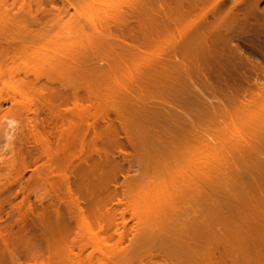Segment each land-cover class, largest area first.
<instances>
[{
	"label": "rangeland",
	"instance_id": "1",
	"mask_svg": "<svg viewBox=\"0 0 264 264\" xmlns=\"http://www.w3.org/2000/svg\"><path fill=\"white\" fill-rule=\"evenodd\" d=\"M213 1L200 0L197 3L199 8L192 11V9L188 10L184 7L185 10L181 7L184 0L183 3L181 0H0V46L2 49L0 51V117H12L20 121V127L16 130L14 140V153H17L19 149L22 150L21 154L24 152L25 155L28 153L26 151H31L33 158H37V161L28 159L26 164L28 169L25 172L20 164H16L15 157L14 166L9 167L8 164L0 166V232L3 235L0 239V264H186L179 262L177 260L179 257L171 255L170 258L168 256L169 250L174 251L175 246L176 249L178 247L180 249L179 242L181 244L183 240L179 237V242H176L178 238H175V234L186 231V235H192L196 230L194 228L201 225L199 223L196 225L195 222L208 220L213 226L210 228L212 233L218 234L219 232L222 235L225 226L223 227L222 221L213 222L215 217H218L217 220L219 217L223 219L221 216L228 218L234 226L239 223L238 219L231 216L236 210H232L231 214V210H225L226 203H224L225 206L221 203L227 199L229 201L236 199V204L239 203L241 193H243L239 190L250 182L248 173H253L257 167L261 169L258 164V166L254 164L257 160L254 162L251 146L255 143L254 128L257 127L260 117L264 115V89L254 87V81L257 78L260 82H264V78L258 73L259 69H264V0H256L258 1L257 9H251L254 14L248 13L251 12L247 6L248 3H242L243 0H225L226 6L220 10L218 15L226 21L230 10L236 9L234 14L230 12V15H233L230 18L232 17L236 22L235 24L230 23V26L234 24L231 34V28L225 32L231 40L230 43L232 42L230 46L234 54L222 59L224 68L220 69L222 70L220 84L215 77L216 74L206 73L205 63L200 61L197 63V57L200 58L205 47L199 50L201 48L199 46L203 44L200 45V41L191 35L190 28L193 24H197L198 27L202 24V19L209 10V6L211 7L214 3ZM245 9H248V12H244ZM211 19L209 18V22H214ZM243 20L246 21L245 24ZM90 21L94 22L92 25L95 24V27ZM221 22L223 21L219 23ZM167 28L169 33L165 32ZM93 29L101 35L96 46L94 44L96 49L101 43V47L99 46L101 49L97 48L98 51L94 52L96 55L90 54L91 51L87 50L88 46L86 47L87 44H85L88 38L97 42L98 34H95ZM178 29L184 32L180 30L182 34H179ZM82 35H85L84 38ZM196 43H200L197 46L198 50L197 47H193L194 44L197 45ZM82 45L86 47V52H90L89 54L85 52L87 56L84 59L81 55L77 60L78 63L82 57V62L78 63L76 69L85 70V72L82 71L83 76H93V73H101V70L105 74L108 69L109 74L107 73L106 76L102 74L101 77L99 75L93 77H97V80L100 77L105 82L115 77L118 83L133 87L130 85L132 80L130 81L129 78H136L135 73L144 69V66L150 65L151 68L158 63L160 68L159 65L157 68L164 72L160 73V70L153 68L157 71L153 73L156 71L146 67L148 75L145 72L144 74L149 76L148 79H151V76L154 77L151 74L158 73V75L162 74L160 77L169 78V81L174 80V75L178 76V80L176 79L174 83L171 81L173 83L171 87V85L168 86L170 82L166 84L168 80L166 81L163 77V80L160 77L157 78L161 80L157 82L152 78L155 82L152 83V80H146L147 76L145 77L142 71L137 72V77L141 73L142 85L146 82L152 83V85L148 84L151 91L147 86L144 87L150 92L149 97L151 96L152 101L147 97L148 92H143V95L147 94L143 98L147 97L149 100H143L149 102L148 104L145 102L146 105L142 103L147 109L157 106V110H160L157 104L163 102V97L166 101L169 95L173 98L174 94L175 99L170 100H174L177 105L175 108L174 102H169L172 104L171 107L176 109L171 113L179 114L182 119H176L172 116L173 114L170 115L171 119L173 118V129H175L174 122L177 120L184 128L176 122L177 127H180L182 131L174 130L178 134L177 138L174 136L176 139L173 142L172 154L169 152L171 146L168 144L170 148L167 147L166 150L163 145L168 143L170 131L168 134V129L164 126L168 120H164L167 116L162 114L164 112L162 110L165 109V104L166 108L167 106L170 108V105L165 102L160 105L163 107L164 104V109L160 110L162 117L164 116V119L160 120L163 123L156 120L160 116L156 115L158 111L148 122L150 127H146V123L141 121H139L141 124L139 126V122L134 121L138 125V128L135 126L136 129H134L135 124H131L132 117L128 115V112L132 110L130 105L134 98L142 100L140 99L142 97L127 95V98L133 96L131 97L133 100L129 97L131 101L127 103L124 100L127 98L124 97L125 92L122 86L116 85L115 87L113 80V82L109 81L111 83L98 82L100 87L105 84L109 88H115L117 94H114L120 98L121 102H126L127 106H123L127 107L126 111H123L124 113L119 116L118 120L133 126L128 140L134 138L135 141L136 138L144 141L145 144L148 142V146L151 144L150 147L144 144L142 146V142L139 144L137 141L139 147L149 151L148 156L143 155L144 149L140 151L141 153L137 152L139 148L135 145L137 143L134 142V146L138 147L136 149L130 146L128 143L132 141L126 140L125 134L116 124L114 106L121 105L123 102H118L116 105L117 103L114 102L117 101L113 102L111 99L113 96L115 100L116 96L111 93L109 94L111 98L106 97L104 91L107 87L104 86L105 90H102L96 83L91 84V86L94 85L91 89L94 90L97 85L99 94L103 93V98L99 97L97 91L98 99L94 96L97 100L95 102L89 97L91 93L85 92L88 90L87 81L92 80L89 77H93L76 76L80 78L79 80L73 78L75 72L69 57L75 52L74 50L82 48ZM63 54L67 58L61 57ZM196 54L198 56L194 57ZM113 57L117 60L114 59L116 63L113 61L114 63L110 64L112 66L116 64L111 70L107 66L110 61L105 59L110 60ZM180 57L184 59L183 63L187 64L182 68L179 67L181 63H178ZM61 58H63L62 61L60 60L61 64L56 67ZM89 59H92V62ZM47 62L49 64L53 62L55 66ZM160 62L163 63L165 69L161 68ZM85 65L88 69L83 67ZM54 68L60 70L61 75L57 69L54 74ZM166 69L170 70L171 74L179 71L178 74H181H172L174 76L172 77L167 73L168 70L166 75ZM135 70L137 71L134 72ZM111 71H115L114 74ZM79 72L76 74L80 75ZM129 73L132 77H129ZM186 73L188 77L183 81L180 80L182 75L183 78L186 77ZM102 76H105V79ZM233 79H236L234 84ZM134 81L135 79L132 82ZM163 81H166L165 84ZM138 85L143 88L140 84ZM164 85L168 86V89L170 87L173 94ZM132 87L129 89L125 87V91L136 89V87L139 89L136 85ZM109 88L106 90L107 93L110 91ZM75 90L80 92V96L82 95L79 98L80 101L78 100L80 104L71 97ZM139 90L136 91L137 95ZM160 90L167 93L165 95L167 97L161 96ZM179 90H181L180 93ZM100 98L102 101L99 100ZM160 98H162L161 101ZM104 99L106 101L111 99L112 103L103 102ZM156 99L160 102L155 101ZM31 101V104L37 101L38 104H35L41 110L36 119L31 114H27L25 110L31 105ZM154 101L159 103L155 104ZM47 102L53 103L54 107L64 104L67 108L63 106L57 108L61 110L59 113H63L64 109L72 112L71 116H68L70 113L67 115L64 112L63 115L68 117L58 122L61 124L59 131H53L49 137L46 132L43 134L49 138L50 143H47L50 145L49 150H46L48 145L42 148L41 140H38V145L36 139L32 138L31 124L29 125L31 120L46 126L54 123L45 108L44 104ZM72 102L78 104L74 106ZM129 102H131L130 105H128ZM151 102L154 106L150 104ZM149 104L151 107L148 108ZM201 109H204L205 115ZM153 117L156 119L152 120ZM154 122L161 124L154 125ZM91 126L93 128H90ZM5 127L6 125L0 124V143L3 142L2 134ZM45 131L50 132L48 129ZM39 132H42L41 127H39ZM172 134L175 133L172 132ZM243 141L245 144H242ZM245 147L247 149L246 163L249 166H255L253 170L249 166L250 170L247 166L241 165L242 159L237 156V152ZM43 149L47 152L46 155ZM138 153L141 154L140 159ZM227 153H230V157L226 155ZM232 157L236 159V165L240 164L241 167L237 166L240 169L237 167L236 169V165L232 166L234 160L231 161L233 164L230 166L229 164L224 165L225 160L228 158L231 160ZM226 167H234L236 170L230 169L229 171ZM222 169L229 173L225 174ZM238 169L240 171H237ZM235 171L237 175L234 174ZM245 172L248 178H244L246 177ZM222 174L224 178L229 176L231 179L223 178L226 181H222ZM242 174L245 175L242 178L243 184L240 182ZM9 177L14 180L9 181ZM254 178L256 179V176ZM234 181H238L237 184L240 182L236 185L237 188ZM227 182H233V184ZM113 191L116 194L115 197ZM208 202H212L209 205L211 207L215 205L218 207L221 204L220 207L224 209L219 207L220 212L212 213L214 208L209 209L211 211L206 210V207L209 208L206 206ZM261 208L258 206L257 212H260ZM246 212L244 211V214ZM227 226L232 229L233 225L227 224ZM205 230L208 231L209 228ZM213 235L210 237H214ZM225 237L228 241V235ZM215 240L216 238L214 239L216 243L217 240ZM186 242L184 240V243ZM213 243V247L208 245L207 248L214 249ZM161 248L163 251L167 250L168 254L160 252L157 256V251ZM182 250H180L181 253L188 252ZM207 250L210 251V249ZM209 255H206L207 258ZM214 255L216 256L215 253ZM217 256H219L218 253ZM217 259L216 262H218ZM226 263L230 264L229 260Z\"/></svg>",
	"mask_w": 264,
	"mask_h": 264
},
{
	"label": "bare ground",
	"instance_id": "2",
	"mask_svg": "<svg viewBox=\"0 0 264 264\" xmlns=\"http://www.w3.org/2000/svg\"><path fill=\"white\" fill-rule=\"evenodd\" d=\"M182 1V3H183V0H181ZM187 1V0H186ZM200 2V0H191V1H187V2H185V0H184V3L183 4H181L182 6V8H187L188 10H191L192 9V11H194V9L195 8H199V7H197V3H199ZM214 2V3H213ZM212 3L213 4H211L212 6L210 7L209 6V10L207 11V13H206V15L204 16V18L202 19V24L198 27L197 26V24H193L190 28H191V35H193L194 37H195V39L197 38L199 41H200V43H198V44H200V45H202L203 44V46H199L197 43V45H195L194 44V46L193 47H197V46H199V47H201L199 50H203V48H204V51L201 53L202 55H200V53H198V55H200V58H201V60H200V58L199 57H197L198 55L196 54V56H194V57H197V63H199V61L200 62H202V63H205V71H206V73H208V74H210V73H212V74H216L215 75V77H216V79H217V81H218V84H220L219 83V79H222V77H221V72H222V70H220V69H222V68H224V66H223V64H222V59L226 56H233V54H234V50L231 48V44H232V42L230 43V41L231 40H229L228 39V34L227 33H225V32H228V29H230L231 28V32H230V34L233 32L232 30V28L234 27V24H235V22L236 21H233V15H230V12H233V14H234V11H236V9L235 10H233V9H231L230 10V12L228 13V16H229V18H228V16L226 17V21L225 20H223V18L220 16L219 17V12H220V10L222 9V8H224L225 6H226V2H225V0H214ZM243 2H246V4H247V6L249 7V11H251V9H257V4H258V1H256V0H243L242 1V3ZM187 4V5H184V4ZM257 3V4H256ZM187 6V7H186ZM243 6H244V4H243ZM247 7V8H248ZM256 7V8H255ZM184 8V9H185ZM243 8V7H242ZM246 8V7H245ZM183 10V9H182ZM186 10V9H185ZM244 12H248V9H245V10H243ZM243 11H241V13H243ZM239 12V11H238ZM256 12H257V10H256ZM263 12V11H262ZM248 13H252V11L251 12H248ZM247 13V14H248ZM209 14V16H207ZM252 14H254V11H253V13ZM243 15V14H242ZM246 14L244 13V16H245ZM218 16V17H217ZM230 16H232L231 18H230ZM238 16H239V13H238ZM254 16V15H253ZM264 16V15H263ZM216 17H217V19H216ZM247 17H249V15H247ZM209 18H212L213 20H214V22H209ZM236 18V17H235ZM238 18V17H237ZM255 18V17H254ZM258 17H256V19H257ZM211 19V20H212ZM228 19H230V20H228ZM244 19V18H243ZM245 19H247V18H245ZM217 20V21H216ZM237 20V19H236ZM262 20V19H261ZM220 21H223V22H221V23H219ZM228 21V22H227ZM244 21V20H243ZM263 21H264V19H263ZM91 22V21H90ZM233 23L234 22V24H231V26H230V23ZM94 22H91V25L93 24ZM226 23V24H225ZM243 23V22H242ZM246 23V21H244V23L243 24H245ZM179 24V23H178ZM84 26V25H83ZM92 26H94L95 27V24L94 25H92ZM98 26V25H97ZM181 26H182V24H181ZM180 26V27H181ZM230 26V27H229ZM175 27H177L176 26V24H175ZM189 27V26H188ZM187 27V28H188ZM258 27H261L262 28V26H258ZM79 28V27H78ZM81 28V27H80ZM85 28V27H84ZM86 28H88V27H86ZM170 28V27H169ZM178 28V27H177ZM176 28V29H177ZM184 28V27H183ZM182 28V29H183ZM186 28V29H187ZM173 29V28H172ZM175 29V28H174ZM182 29H178L179 30V34H182V33H180L181 31L180 30H182ZM83 30V29H82ZM89 30V29H88ZM97 30V29H96ZM168 28L166 29V31L165 32H167V33H169L168 31ZM171 30V29H170ZM177 30V31H178ZM188 30V29H187ZM190 30V29H189ZM188 30V31H189ZM84 31H85V29H84ZM90 31V30H89ZM89 31H87V32H89ZM93 31L95 32V30L93 29ZM174 31V30H173ZM183 31V30H182ZM186 31V30H185ZM80 32V31H79ZM90 32H92V31H90ZM184 32V31H183ZM248 33V32H247ZM95 34H98V36L96 37V39H97V42H96V40H89V38L87 39V37H86V42H88V43H86L85 42V44H87L86 45V47L88 46V48H87V50L88 51H91V53L90 54H92V55H96V53H94V52H96V50L98 51V49L97 48H99V46L101 47V43L99 44V46L97 45V48L95 49V46H96V43H98V38L99 37H101V35H100V33L98 32V33H96L95 32ZM79 35V34H78ZM100 35V36H99ZM166 35V34H165ZM83 36V35H82ZM85 36V35H84ZM84 36H83V38H84ZM193 36H191V37H193ZM193 37V38H194ZM201 39H203V42H201ZM92 41H94V42H92ZM83 43V42H82ZM81 44V43H80ZM94 44H95V46H94ZM1 45V44H0ZM85 46V45H84ZM93 46H94V49H93ZM77 47V46H76ZM86 47H83V45H82V48H80V50H78V49H76V50H74L75 52H73L71 55H70V63H71V66L73 67L72 69L74 70V79L75 78H77L76 76H81V77H85V76H87V75H85V76H83L82 74H83V72H85V70H82V71H80L81 70V68L79 69V68H77L76 69V66L78 67V63H80V61L82 62V57H81V60L77 63V60H78V58H80V56L81 55H83V59L85 58V56H87L86 54H89L88 53V51L86 52L85 50H86ZM193 47H190V48H193ZM195 48H193V49H195ZM93 49V50H92ZM101 48H99V50H100ZM197 50H198V47L196 48ZM2 49H1V46H0V51H1ZM72 50H73V48H72ZM78 50V51H77ZM197 50H194V51H196L197 52ZM85 52H86V54H85ZM94 53V54H93ZM67 55H68V53H67ZM98 55V54H97ZM89 56V55H88ZM201 56H203V58L201 57ZM61 57H66L67 58V56L65 55V54H63V56H61ZM90 57V56H89ZM99 57L101 58L102 56H100V54H99ZM99 57H97L98 59H99ZM183 58H184V56H182ZM186 57V56H185ZM68 58V59H69ZM87 59H88V57H86ZM91 58V57H90ZM181 58V57H180ZM199 58V59H198ZM104 59V58H103ZM117 60L116 59V57H113V58H110V60L109 59H105V60H108V61H110V63H107L108 65V68L109 69H111V70H113V66L114 65H116V64H113V66L112 65H110L113 61L116 63V61L115 60ZM184 59H186V58H184ZM184 59H180V60H182V61H178V63L180 64L179 65V67H184L185 65H187L186 63H183L184 62ZM203 59V60H202ZM52 60H55V59H52ZM60 60L62 61L63 60V58H61V59H59V62H58V60H56L57 62V66L56 67H58V64H61V62H60ZM100 60H102V59H100ZM99 60V61H100ZM68 61V60H67ZM66 61V62H67ZM87 61V60H86ZM85 61V63H87ZM89 61H91L92 62V59H89ZM88 61V62H89ZM194 61H196L195 59H194ZM193 61V62H194ZM49 62H50V60H49ZM113 62V63H114ZM186 62V61H185ZM68 63V62H67ZM77 63V64H76ZM83 63H84V61H83ZM100 63V62H99ZM121 63V62H120ZM161 63V62H160ZM196 63V64H197ZM202 63H201V65H202ZM47 64H49L48 62H47ZM52 64V66H55V65H53V62L52 63H50L49 65H51ZM96 65H97V63H95ZM94 64V65H95ZM119 64V63H118ZM122 64V63H121ZM162 65H161V68L162 69H165V66L163 65V63H161ZM190 64H191V62H190ZM68 65V64H67ZM81 65H84V64H81ZM89 65V64H88ZM158 65H159V63H158ZM158 65H156V66H154V67H151L152 68V71H156L158 68H157V66ZM204 65V64H203ZM62 66H63V63H62ZM65 66V65H64ZM106 66V67H107ZM162 66H164V68L162 67ZM196 66V65H195ZM48 67H50L51 68V66H48ZM83 67H85V68H87L88 69V67H86V65L85 66H83ZM145 68V70H146V67H149V70L151 69L150 68V65L149 66H144ZM187 67V66H186ZM193 67V66H192ZM197 67V66H196ZM46 68V67H45ZM44 68V69H45ZM59 68H61V67H59ZM65 68V67H64ZM104 69H105V67H103ZM153 68H156V70H153ZM159 68H160V65H159ZM199 68V67H198ZM48 69V68H47ZM57 68H54V74H56V72H57V70H56ZM71 69V70H72ZM86 69V70H87ZM107 69V68H106ZM139 69H141V68H139ZM138 69V70H139ZM144 69H142V70H139V71H137V70H135L134 72H140V71H142V73L144 74V72H145V74L147 73V75H148V69L145 71ZM50 70V69H49ZM52 70H53V67H52ZM62 70V69H61ZM65 70V69H64ZM77 72H79L78 74H80V75H77L76 73V71ZM160 70V71H159ZM167 70L168 69H166L165 70V73L167 72ZM183 70H185V68L183 69ZM51 71V70H50ZM59 72H60V70H58ZM104 72H105V70H103ZM158 71L161 73V69H158ZM216 71V72H215ZM259 72V75H261L262 76V78H264V69L263 68H261V69H259L258 70ZM62 72H63V70H62ZM106 72L109 74V72H108V69L106 70ZM112 73L113 72H115V71H111ZM137 72L135 73L136 75V78H129L130 79V81L132 80L133 81V79H135V81L137 80V82H132L131 81V84L130 85H133V87H135V85L136 86H138V88L140 89H137V87H136V89H134L132 86H130V87H132L134 90H139L138 92L140 93H138V95L136 94L137 92L135 91H133V89L132 90H130V91H125V87L127 88V89H129L130 87L129 86H127L126 84L125 85H122L121 83H118V80L115 78V77H113L114 79H112L113 81H114V83L113 84H115V87H117L116 85H119V86H122L124 89H122V90H124L123 92H125V93H127V94H125L124 93V97L125 98H127L126 96L127 95H134V97H136V96H138V97H142V98H140V99H142V100H139V99H136V98H134V100L131 98V97H133V96H128V98L127 99H124V98H122L121 97V99H124L126 102L127 101H131V100H133V102H132V105H130V103L131 102H129V104L128 105H130V107H132V110L131 111H129L128 112V115H130L131 117H132V120H131V124L133 123V124H135L134 125V129H136V127L139 125V126H141V124H140V122L139 121H141V122H143V123H146L145 125H146V127L147 126H149L150 124L148 123L149 121H150V119L152 118V116L156 113V112H158L159 111V113H157L156 115L158 116V115H160L159 116V118H161V119H159L157 116V118L158 119H156L155 117H153V119L152 120H154V119H156V120H159V122H162L163 123V121H160V120H163L164 118V120H168V122L164 125V124H162V126L164 125L165 127H166V129H168L167 130V132L168 131H170V135H168V143L165 145V144H163L165 147V149L167 148V147H169V145L171 146V148H172V150H171V148L169 149V152L172 154V152H173V142H174V140L177 138V134H178V132H181L182 130L181 129H179L180 127H177V125H176V122H178V120L176 121V122H174L175 123V129H173L174 127H173V124H172V119H171V114H173V113H171V111L173 110V111H175L176 109V102H174V100H170V99H175L174 98V94L172 93V91H170L171 90V88L169 87V89H168V86L169 85H171V87H172V84L175 82V80L178 78V76L177 75H174V74H178L179 72H173L172 74L175 76H172V74L171 73H169V72H171L170 70H168V74L169 75H171L172 77H174V80H171V81H173V83H171V81H169V78L167 79V77L166 76H161L160 77V75H162V74H160V75H158V74H151V72H150V74L151 75H153L154 77H152L150 74V76H151V79H148L149 78V76H147V75H145V77L147 76V79L146 80H152L153 81V79H154V81L155 82H157V80H159V79H157V78H159L160 77V79H162L163 80V78H165L166 79V81L168 80V82L166 83V84H168L169 82L171 83H169L168 84V86L167 87H165L166 85H164V87L165 88H167L168 89V91H170V93L171 94H173V98H172V96L171 95H169L168 97L169 98H166V101H165V98L163 97V99L162 98H160L159 100L161 101V99H162V103H168L170 106V108H168V106H167V108H166V104H165V109L163 108L164 107V104H163V107H160V105H162V103L160 104L159 102V100L158 99H156L155 101H159V102H156V103H159V104H157L158 105V108L161 110V108L162 109H164V110H162V111H164V112H162V114H165L167 117H162V115H161V113H160V110H157V106L156 107H153V109L152 108H150V109H147L146 107H144L143 105L145 104V102L148 100V98L147 97H149V95H150V92L149 91H151V88H149L148 86H150V85H152V83H155L154 81L152 82V83H150V82H146V80H144L145 78H143V80H144V82H146V84L145 85H142L143 83V81H141L140 79H142V77H140V74H138V77H137ZM162 72H164V70L162 71ZM182 72H184V71H182ZM186 72V71H185ZM184 72V73H185ZM107 73H103L102 72V70H101V73H98L97 72V74H95V73H93V76L95 75H97V77H98V75L101 77V75L103 74V75H105L106 76V74ZM153 73H157V71L156 72H153ZM167 73H166V75H167ZM257 73V74H258ZM51 74V73H50ZM60 75H61V72L59 73ZM89 74V73H88ZM114 74V73H113ZM130 74V73H129ZM142 74V75H143ZM181 74V73H180ZM180 74H178V75H180ZM73 75V74H72ZM112 75V74H111ZM141 75V76H142ZM165 75V74H164ZM88 76H92V75H88ZM87 76V77H88ZM92 76V77H93ZM105 76H102L103 78L105 77ZM108 76V75H107ZM184 76H185V74H184ZM80 77V78H81ZM97 77H93V78H91V77H89V79H92V80H88V81H90V82H88L87 81V84L89 83L90 85H87L86 84V86L88 87L87 89L88 90H90L89 92H88V90H86L85 92H87V93H91L90 95L89 94H87V96L89 95V97H91L92 99L91 100H95L96 99V97H97V94L98 95H100L99 97H102V92H101V94H99L100 92H99V88H102V90H105L104 89V86H105V84L103 85V87L101 86H99V83L98 82H102V81H104L103 79H100V77H99V80H97ZM129 77H132L131 76V74L129 75ZM140 77V78H139ZM144 77V76H143ZM163 77V78H162ZM181 77V76H180ZM188 76H187V73H186V77H184L183 78V75H182V78H179L180 80H185V78H187ZM80 78H77L78 80L80 79ZM153 78V79H152ZM77 79H75V80H77ZM95 79V80H94ZM105 79V78H104ZM108 79H109V77H108ZM138 79H139V83H138ZM173 79V78H172ZM112 80H108L107 82H105V83H111V82H113ZM178 80V79H177ZM179 80V81H180ZM245 80H246V78H245ZM92 81H96V82H93L92 83ZM109 81H111V82H109ZM117 81V82H116ZM140 81H141V83H140ZM159 81H161V80H159ZM166 81H163V83L165 84V82ZM179 81H177V82H179ZM76 82V81H75ZM74 82V83H75ZM181 82V81H180ZM232 82H233V84L236 82V79H233L232 80ZM258 82H260V80L257 78L255 81H254V87H256L257 89H264V84H260V83H258ZM97 84L98 86H99V88L97 87V85H95V87L96 88H98V90H96V88L93 90V89H91L93 86H91V84ZM134 83H138V84H140V86H142L143 88H141V87H139V85L138 84H135L134 85ZM150 83V85H148ZM162 83V82H161ZM101 84V83H100ZM121 84V85H120ZM110 85V84H109ZM86 86H85V88H86ZM90 86V87H89ZM110 86H112V85H110ZM148 87L150 90L148 91L147 89L145 90V88L144 87ZM174 86V85H173ZM107 87V88H106ZM112 87H114V86H112ZM129 87V88H128ZM90 88V89H89ZM105 88H106V90L109 88V86H105ZM76 89V88H75ZM112 88H109V90L111 91H109L108 93H107V91L105 92L104 91V93H106V97H109V98H111V96H109V94H111L112 93V95L115 93V94H117V92H116V89L115 88H113L112 90H111ZM120 90H121V88H119ZM142 89V90H141ZM155 89H157V90H159L158 88H155ZM79 90V89H78ZM78 90L76 91H74L73 93H72V96L71 97H73L74 98V100L75 101H77L78 102V100L80 101V97L82 96H80V92H78ZM84 90V89H83ZM91 90H93V92L91 91ZM175 90V89H174ZM174 90H173V92H174ZM98 91V92H97ZM115 91V92H114ZM134 92V94L132 93V92ZM141 91V92H140ZM145 91V93H147L148 94V96H147V94L146 95H143V92ZM162 91H164V90H162ZM96 92H97V94H96ZM129 92H131V93H129ZM161 92V90L159 91V93ZM165 92H166V90H165ZM181 92V90H179V93ZM183 92V91H182ZM84 93V92H83ZM118 93H119V91H118ZM163 92H161V96H165V95H167V93H163ZM82 94V93H81ZM86 93H84L83 95L84 96H86L85 95ZM107 94H108V96H107ZM114 94V95H115ZM93 97H92V96ZM136 95V96H135ZM139 95H143V96H139ZM83 96V97H84ZM94 96H96L95 98H94ZM116 96V95H115ZM118 96H120L119 94H118ZM144 96H147L146 98H143ZM89 97L87 98V99H89ZM129 97H130V99H129ZM165 97H167V96H165ZM94 98V99H93ZM103 98V97H102ZM116 98H117V100H116ZM83 98H81V100H82ZM97 99H98V97H97ZM106 99V98H105ZM104 99V100H105ZM112 100H113V102L114 101H117V102H114L116 105H118V102L120 103L121 101H120V98H118L117 96L115 97V100L113 99V96H112V98H111ZM107 100V101H109L110 103H112L111 101L112 100ZM136 99V100H135ZM149 99L152 101V98H151V96L149 97ZM169 99V100H168ZM71 100H73V99H71ZM90 100V101H91ZM99 100H101V98L99 99ZM140 102V101H142L141 102V104L138 102V101ZM143 100H146V101H143ZM65 101H67V99L65 100ZM74 101V102H75ZM88 101V100H87ZM97 100H95V102H96ZM102 101V100H101ZM107 101L105 100V101H103V102H106L107 103ZM125 101H122L121 103V105L119 104L118 106H114V108L116 109L115 111H114V115H115V117H116V121H117V125L119 126V128H120V130L125 134V137H126V140H128L129 139V136L128 135H131V132H132V128H133V126L132 125H128L127 123H125V122H121L120 120H118L120 117V115H122L124 112L123 111H126V108L127 107H123V106H127V104H126V102ZM149 101V100H148ZM155 101H154V103H155ZM176 101L178 102V100H177V98H176ZM76 102V103H77ZM98 102H100V101H98ZM144 102V104H142ZM169 102H174L173 103V106H175V108H172L171 107V103H169ZM29 103V102H28ZM32 103V101L30 102V104ZM36 104H38L37 103V101L35 102ZM31 104V105H27L28 107L25 109L26 110V113L27 114H31L32 116H34L35 117V119H36V117L38 116V114H39V112H41V110L40 109H38L37 108V105L36 104ZM65 103V102H64ZM67 103H68V101H67ZM76 103H74L73 104V102H72V104L75 106V104ZM79 103V102H78ZM77 103V104H78ZM92 103V102H91ZM90 103V104H91ZM128 103V102H127ZM149 102H146V104H148ZM155 103V104H156ZM194 103V102H193ZM193 103H191V104H193ZM66 104V103H65ZM80 104V103H79ZM145 104V105H146ZM150 104H152L153 106H154V104L151 102ZM149 104V105H150ZM167 104V105H168ZM179 104V103H178ZM185 104V103H184ZM26 105V104H25ZM25 105H23L24 107H25ZM45 105V108L47 109V111H48V113H49V115L53 118V120H54V123H52L51 125H49V126H46V125H44V124H42L41 123V125H39L36 121H34V120H31V121H29L30 123H29V125H30V128H31V132L33 133V135H32V138L34 137L35 139V141L38 143V145H39V142H38V140L40 141L41 140V142L44 144H40L41 146H43L42 148H44L45 147V145L47 146L48 144L47 143H50V141L48 140L49 138H47L46 137V134H47V136L49 137L50 135H52V132L53 131H59L60 130V128H61V124H59L58 122L59 121H62V120H64V119H66L65 117H68V116H71V114H72V112L70 111L69 112V110H63L67 115L70 113V115H68V116H66V115H63L64 114V112L63 113H59V111H61V110H57V108H61V106H63L64 108L66 107L64 104L63 105H61V106H57V107H54L55 105L53 104V103H51V102H47V103H45L44 104ZM67 105V104H66ZM141 105V106H140ZM149 105H147L148 106V108L149 107H151V105L149 106ZM62 107V108H63ZM77 107H78V105H77ZM80 107V106H79ZM118 107V108H117ZM119 107H120V109H122V110H120L119 109ZM188 107V106H187ZM210 107V106H209ZM208 107V108H209ZM67 108V107H66ZM75 108V107H74ZM154 108H156V110H155V112L153 111L154 110ZM179 108V107H178ZM177 108V109H178ZM119 109V110H118ZM125 109V110H124ZM152 109V110H151ZM40 110V111H39ZM57 110V111H56ZM201 110H203V113H204V115H205V112H204V109H201ZM206 111H207V109H205ZM178 111V110H177ZM180 112V111H179ZM178 112V113H179ZM208 112V111H207ZM182 116H183V114L182 113H180ZM177 115V116H176ZM176 115H172V116H174L176 119L178 118H180V119H182V117L179 115V114H177L176 113ZM178 115L180 116V117H178ZM155 116V115H154ZM262 116V115H261ZM34 117H32V118H34ZM163 118V119H162ZM175 118H174V120H175ZM261 119L260 120H258V125H257V127L255 126V130H254V132L253 133H255V135H253V136H255L254 138H255V143L253 144L254 146H251V150H252V155L254 156V162L256 161L257 163H254V164H256V166H260V168L262 169H257V168H259V167H257L256 169H254V167L255 166H249V164L248 163H246V159H247V157H246V153H247V149H246V147L244 148V149H242V150H239L238 152H237V156L239 157V158H241L242 160H241V165L243 164V165H245V166H247V169H249V167H250V169H254L255 171H253V173H251V174H249L248 173V175H249V178H248V175H246V172L244 173L245 175H246V177H244L245 175H240V176H242L241 177V184H243V181H242V178L244 177V178H248L249 180H250V182L249 183H246L247 185H244L243 187L244 188H242L241 187V189H240V186H239V191H241L242 190V192L243 193H241V197H240V199H239V203L237 202V204H236V199L235 200H228V203H227V200H225V202H223V203H221V204H223V206H225V204L224 203H226V206L228 207H226V211H228V209H229V211L231 210V214H232V212L233 211H235V213L233 212V214L231 215L232 216V218H236V219H238L239 220V223L238 224H236L235 226H234V224L233 223H231L232 221L231 220H229L228 218H224V217H222L221 216V218H223V219H220V217H219V219L217 220V218L215 217H213L214 218V221L213 222H215L216 223V221H222V223H223V227L225 226V231H224V234H220L219 232H217L218 234H216L214 231V233H212V230L210 229V228H212L213 226L211 225V224H209V221L208 220H197L198 222H195L196 223V225H198V223L199 224H201V225H199L198 227H195L194 228V230H195V232L192 234V235H186V231L185 232H181V234L180 233H177V234H175L176 236H175V238H178V240H176V242L178 241L179 242V237H180V239L182 240V245L180 244V242H179V246H180V249H179V247H178V249H176V246H175V249H174V251H173V249L172 248H170V249H172L171 251L169 250V254H168V252H167V250L166 251H163V249H162V251H161V249L160 250H158L157 251V256H158V254L160 253V252H162V253H166V254H168V256H170V258L173 256H176V258L177 257H179L177 260L179 261V262H184V263H186V264H227L226 262H227V260H229V263L230 264H264V115L262 116V117H260ZM68 119V118H67ZM136 119L138 120V121H136ZM259 119V118H258ZM166 120V121H167ZM34 123H33V122ZM134 121L135 122H139V124L137 125L136 123H134ZM32 122V123H31ZM151 123L153 124V121H151ZM178 123H180L179 125H181V122H178ZM115 124V123H114ZM151 124V125H152ZM158 124H161V123H158V122H156V124H155V122H154V125H158ZM169 124H170V126H169ZM172 124V125H171ZM168 125V126H167ZM178 125V126H179ZM111 126V125H110ZM113 127H114V125H112ZM111 126V127H112ZM131 126V127H130ZM136 126V127H135ZM182 126V125H181ZM39 127H41V129H42V132H39L38 133V130H39ZM150 127V126H149ZM168 127V128H167ZM170 127V128H169ZM177 127V128H176ZM183 127V126H182ZM90 128H93L92 126L90 127ZM130 128H131V130H130ZM138 128V127H137ZM163 128V127H162ZM184 128V127H183ZM182 128V129H183ZM46 129H48V130H50V132H47V131H45ZM170 129V130H169ZM177 131L178 130V132H177V134H176V132L175 131ZM179 130H181V131H179ZM131 131V132H130ZM174 132L175 134H172V132ZM46 132V134L43 136V134ZM40 133H42V134H40ZM130 133V134H129ZM168 134H169V132H168ZM171 134L173 135V136H171ZM174 136H176V138H174ZM171 137V138H170ZM172 139V140H171ZM254 140V139H253ZM34 141V142H35ZM130 141H132V143H128L130 146H134V142L135 143H137V141L139 142V144H141V142H142V146H143V144L145 145V146H148V142H146V144L144 143V141H140V140H137L136 138H135V141H134V138H130ZM129 140H128V142H130ZM147 141V140H146ZM36 143V144H37ZM138 143L137 144H135L136 146L138 145V147L140 146ZM150 144V143H149ZM169 144V145H168ZM242 144H245L244 143V141H243V143ZM162 145V146H163ZM50 145H48L47 146V148L49 147ZM144 146V147H145ZM151 146V144L148 146V147H150ZM135 147V146H134ZM138 147H135V149L136 148H138ZM46 148V150H49V148L47 149ZM141 147H139L138 148V150L140 149ZM162 148V147H161ZM142 149H144V148H141V150H137V152H139V153H141L140 151H143ZM149 149V148H148ZM164 149V150H165ZM44 150V149H43ZM167 150V149H166ZM250 150V151H251ZM22 151V150H21ZM21 151H20V149H19V151L17 152V150L15 151V152H17V153H15V155H14V157H15V159H16V161H15V159H14V162H16V164L18 163V164H20L21 165V167L23 168V170H24V172L28 169V167H27V162L29 161L28 159L30 158L32 161H37V158H33V152H31V151H26V155L25 154H21ZM45 151V150H44ZM43 151V152H44ZM250 151L248 152V153H250ZM144 152H145V154H144ZM144 152H143V155L144 156H148V152L149 151H145V149H144ZM168 152V151H167ZM168 152V153H169ZM45 153V155H46V151L44 152ZM138 153V158L140 159V156H141V154H139ZM169 153V154H170ZM229 154V155H228ZM44 155V154H43ZM227 156H229L230 157V153H227L226 154ZM248 156V155H247ZM237 158V157H236ZM35 159V160H34ZM226 159V158H225ZM238 159V158H237ZM234 160V165H232V166H235L237 163L235 162L236 161V159H234L233 157L231 158V160H230V158H228L227 160H225V163H224V165L225 164H227V166H228V164H229V166H230V164H233V162H231V161H233ZM240 160V159H239ZM231 162V163H226V162ZM258 162H260V164L258 163ZM240 164L239 165H236L235 166V168L237 167V166H240ZM258 164V165H257ZM223 165V164H222ZM226 166V165H225ZM249 166V167H248ZM224 167V166H223ZM241 167V166H240ZM240 167H237V168H239L240 169ZM253 167V168H252ZM234 167L232 168V167H226V169H229V171H230V169H235ZM236 168V169H237ZM243 168H244V166H243ZM242 168V170H245L246 169V167H245V169H243ZM235 169V170H236ZM237 170V171H240V170ZM249 169V170H250ZM223 171H225V174H227V173H229L227 170H224V169H222ZM242 170H241V172H242ZM249 170H246L247 172H249ZM223 171H221V173H223L224 174V172ZM231 171H234V170H231ZM227 172V173H226ZM236 172V171H235ZM255 172V173H254ZM222 174V181H226V180H224V179H226V178H228L229 176H225L226 178H224V175ZM235 175H237V172L236 173H234ZM238 174H240L239 172H238ZM254 176H256V179L254 178ZM235 177V176H234ZM7 178V177H6ZM13 178V177H12ZM224 178V179H223ZM230 178V177H229ZM239 177H237V179H238ZM1 179H3V178H1ZM68 179V178H67ZM231 179V178H230ZM235 179H236V177H235ZM252 179L254 180V181H252ZM10 180H14V178L13 179H11L10 177H9V181ZM70 180V179H69ZM229 180V179H228ZM227 180V181H228ZM233 180V179H232ZM1 181V180H0ZM5 181H8V180H5ZM68 181V180H67ZM238 182V181H237ZM237 182L236 181H234V183H236L235 184V186L236 185H239L240 184V182L237 184ZM247 182V181H246ZM227 183H229V182H227ZM226 183V184H227ZM229 184H233V182L232 183H229ZM236 188H237V186H236ZM115 187H114V191H115ZM113 191V194H115V192ZM116 196V194L114 195V197ZM236 197V196H235ZM232 201V202H231ZM118 203H120V201H118ZM209 204L208 205H206V206H208L209 208H207L206 207V210H209V209H212V208H214V209H216V210H214V209H212V211L211 210H209V211H211L212 213L215 211V212H217V211H219L220 212V205L221 204H219V206L217 207L216 205L215 206H213V207H211V206H209V205H211V203L212 202H208ZM124 204H126V203H124ZM120 205V204H119ZM124 206V205H123ZM258 206H260V207H262L261 209L263 210H261L260 212H257V207ZM220 207V208H219ZM232 208H234V209H232ZM204 209H205V206H204ZM219 209V210H218ZM221 209H224V207L223 208H221ZM233 210V211H232ZM244 211H247L246 212V214H244ZM115 213H116V211H115ZM210 213V212H209ZM214 215V214H213ZM212 215V216H213ZM238 215V216H237ZM114 217V216H113ZM116 217V216H115ZM240 217V218H239ZM124 219V218H123ZM212 219V218H211ZM211 219H209V220H211ZM216 219V220H215ZM202 222V223H201ZM227 224H229L230 226H232V229L231 228H228V226L226 227V225ZM211 227H210V226ZM220 225H221V223H220ZM229 226V227H230ZM239 227V229H238V227ZM209 228V230L208 231H206L205 229H208ZM235 227V228H234ZM205 228V229H204ZM234 229V230H233ZM206 231V232H205ZM211 231V232H210ZM207 233H209V234H211V235H208ZM213 234H215V236L213 235ZM177 235H178V237H177ZM183 235H185V236H188V237H184ZM205 235H207V236H205ZM214 236V237H210V236ZM217 235H218V237H217ZM226 235H228V241H226V239H227V237H225ZM2 233L0 232V239L2 238ZM181 236H183V237H181ZM174 237V236H173ZM210 238V239H209ZM216 238V240H217V242L215 243L214 242V239ZM208 239V240H207ZM184 240L185 241H187L186 243H184ZM211 240V241H210ZM215 240V241H216ZM190 241H192L191 243H190ZM206 241V242H205ZM175 242V243H176ZM207 242H209L208 244H205V243H207ZM214 242V243H213ZM186 245V247H185V245ZM199 243H203V244H205L204 246L205 247H203V244H199ZM212 243L215 245V248L214 249H212L213 250V252H211L212 250H211V247L210 248H207V247H209L208 245H211L212 247H213V245H212ZM176 245H178L177 243H176ZM184 245V246H183ZM202 245V246H201ZM217 245V246H216ZM188 246V247H187ZM202 248H201V247ZM223 249H221L220 247ZM187 250L188 252H186V251H184L185 253H181V251L180 250ZM187 248V249H186ZM191 248V249H190ZM197 248V249H196ZM200 248V249H199ZM204 248V249H203ZM188 249H190V250H188ZM207 249H210V251L209 250H207ZM219 249H221V250H219ZM176 250H178V251H176ZM182 250V251H183ZM199 250V251H198ZM203 250H204V252H203ZM205 251H209V252H205ZM156 252V251H155ZM170 252H171V254H170ZM181 253V254H180ZM206 253V254H205ZM208 253V254H207ZM209 253H210V255H211V257L209 258ZM214 253L216 254V256H217V253L219 254V256H215L214 255ZM155 255V254H154ZM172 255V256H171ZM179 255H182L183 257L185 256L186 258H181L182 256H179ZM206 255H209L208 256V258L210 259V261H209V259L207 258V256ZM156 256V255H155ZM151 259H152V257H150ZM175 258V259H176ZM182 259L181 261L179 260V259ZM215 258V259H214ZM220 260H218V259ZM185 259V260H184ZM216 259H217V261L219 262H216ZM207 260H208V263H207ZM213 260V261H212ZM215 260V261H214ZM226 260V261H225ZM165 261V260H164ZM163 261V262H164ZM170 261V260H169ZM212 261V262H211ZM171 264V263H170Z\"/></svg>",
	"mask_w": 264,
	"mask_h": 264
},
{
	"label": "clouds",
	"instance_id": "3",
	"mask_svg": "<svg viewBox=\"0 0 264 264\" xmlns=\"http://www.w3.org/2000/svg\"><path fill=\"white\" fill-rule=\"evenodd\" d=\"M264 84V82H258ZM0 124L6 125L3 129L2 140L0 143V166L8 164L14 166V140L16 130L20 127V121L12 117H0Z\"/></svg>",
	"mask_w": 264,
	"mask_h": 264
}]
</instances>
